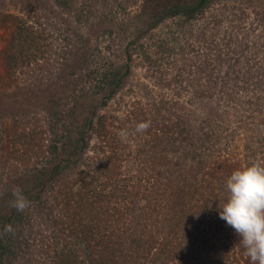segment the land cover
Masks as SVG:
<instances>
[{
  "label": "trees",
  "instance_id": "16d2710c",
  "mask_svg": "<svg viewBox=\"0 0 264 264\" xmlns=\"http://www.w3.org/2000/svg\"><path fill=\"white\" fill-rule=\"evenodd\" d=\"M17 1L28 17L41 15L42 10L45 14V3L49 1L61 14L67 13L62 19L67 46L53 50L42 24L37 29L24 18H16L19 20L16 34L24 33L11 43L5 60L9 69L15 75L17 70L35 75V70L25 71L27 67L31 69L32 63L40 61L50 70L52 61L61 66L55 69L58 71L50 81V87L54 86L51 92L45 91L43 84L32 76L30 87L14 94L21 95L20 98L2 103L0 100V264H169L168 253L175 259L181 258L178 264H191L192 257L199 264L203 261L201 256H208L213 264L214 261L215 264H250L233 228L225 229V238L218 233L213 235L216 230L212 224L213 206L217 204L212 198L216 193L214 182L222 179L219 171L224 164L216 159L208 161L193 142V152H187L186 156L199 163L189 166V171L183 169L186 173L182 182L179 177L174 200L165 202L166 198L159 192L158 178H151L157 194L155 204L144 194L151 208L148 210L142 205V191L132 182L136 176L133 180L117 178L122 176L118 162L128 158L133 166L135 159H129L132 155L119 129L115 125L110 127L111 118L101 113L119 93L127 90L136 55L153 63L154 57L144 42L149 38L150 45L156 46L153 43L156 34L152 31L181 10L187 17H193L214 1L198 0L195 6L194 0ZM4 5V0H0V20L8 23L2 14ZM47 13L54 14L53 8ZM147 15L151 19L144 23L142 17ZM72 17L74 27L68 20ZM137 20L148 27L139 28ZM241 26L233 28L234 36ZM166 47L162 48L161 56L168 54ZM51 54L58 60H53ZM229 59L236 61L235 56ZM221 63L218 60L214 66ZM237 69V64L233 65L228 75H235ZM203 71L208 73V79L215 77L213 66ZM4 79L13 80L12 76ZM227 84L214 83L222 93ZM211 123L207 121L208 125ZM222 124L200 132L197 139L202 142L200 148L222 138L220 130L225 128ZM150 129L145 131V136H149L147 147L156 158L143 162L138 172L146 175L147 169L161 163L159 152L167 149L160 146L176 140L174 134L188 132L192 141L195 139L194 130L180 126L177 133L172 127H164L161 133ZM94 138L98 142L93 145ZM149 152L139 151L136 158ZM9 159L22 164L24 169L17 175L7 173ZM196 171L198 176H194ZM200 171L206 173L202 181ZM132 172L130 167L128 173ZM17 187L30 201L23 212L11 206L12 190ZM169 203L173 206L167 207ZM136 212L141 220L146 218L145 227L150 228L144 230L147 235L143 240L139 238L140 242L134 245V220L129 224L127 216ZM162 214L172 218L170 227L163 228L166 235L160 234V226L155 230L158 221L148 218H159ZM5 225H11L13 231L6 232ZM51 229L56 231L54 238L46 240L43 232ZM211 260L207 261L211 264Z\"/></svg>",
  "mask_w": 264,
  "mask_h": 264
},
{
  "label": "rangeland",
  "instance_id": "374dc122",
  "mask_svg": "<svg viewBox=\"0 0 264 264\" xmlns=\"http://www.w3.org/2000/svg\"><path fill=\"white\" fill-rule=\"evenodd\" d=\"M211 1L214 2L196 16L187 17L184 14L185 11L181 10L175 15L176 17L166 19L155 31H152L156 34L153 42H156V46L150 45V39L145 38L144 42L148 43V50L154 57L153 63L143 61L144 58L141 55H136L133 62L134 74L127 85V90L119 93L115 100L111 101L109 107L101 113L111 118L109 125L110 127L115 125L119 129V134L121 131L128 133L124 139L132 155L129 159L135 160L132 166V161L127 160L128 158L121 159L117 165L122 167L120 170L122 176L117 178L133 180L136 176L132 182L142 191V205L148 207V210L151 208L146 202V196L149 202L155 204L154 196L157 194L151 178H158V185L161 189L159 192L162 198H166L165 202L170 199L174 200L179 177L181 176L182 182L186 173L183 169L187 170L189 166L199 163L186 156L187 152H193V142L196 144V150L201 151L200 153L206 156L208 161L216 159L224 164L219 171L222 179L214 182L216 193L214 192L212 198H215L217 204L213 206L212 224L216 229L213 235L218 233L225 238L227 236L225 229L229 226L220 219L219 207H222L227 198L225 190L227 178L234 170L252 163L264 165V0ZM197 2L198 0H194L192 5L195 6ZM4 4L5 13L2 14L5 15L8 23L0 20L1 103L8 99L20 98L21 95L14 94H19V90L30 87L32 76L38 83L43 84L45 91L51 92L54 86L50 87V81L61 65L52 61L51 67L53 64V68L50 70L38 61L32 63L31 69L27 67L25 70L27 73L35 70V75L31 72L27 75L18 70L15 75L5 63L6 55L14 38L24 33L16 34V27L19 24L16 18L20 17L37 29H40L38 25L42 24L46 28L45 33L50 36L48 43L52 45L53 50L55 48L58 51L63 50L67 42L64 40L66 29L62 19L68 14L65 13V16L61 14L60 9L52 5L50 1L48 4L45 3L47 12L53 8L54 14L47 12L44 14L45 11L42 10L39 13L41 15H34V18L23 13L22 5L17 0H4ZM118 17L122 18L121 15ZM149 17L150 15L142 17L144 23L149 22ZM72 18L68 20L74 27L76 24L74 17ZM239 24L242 26L234 36L233 28ZM136 26L142 29L148 27L139 20L136 21ZM163 41L166 44H162ZM165 46L169 52L161 56L162 48L164 49ZM51 55L53 60H58L54 54ZM234 56L236 61H231L229 57ZM218 60L222 63L217 68L214 64ZM236 64L239 69L235 70V75H228L232 73H230V68ZM208 66H213L216 70L215 77L212 75L211 79L207 78L208 73H203ZM56 68L58 69L55 70ZM11 76L12 81H5L4 77L10 78ZM214 83L224 84V86L227 84L225 92L222 93L220 86H215ZM198 90H204V93ZM210 113L214 117H211ZM144 121H150L149 128L157 133H161L164 127H172L176 133L179 126L181 129L194 130L195 139L192 141L193 138L187 135L188 132L184 135L174 134L176 140L160 146L162 149H167L159 152V156H162L159 158L161 163L156 162L151 170L147 169V175L140 174L138 171H141L143 162L156 158L150 154V149L147 147L149 136L146 137L145 132L135 131L136 125ZM207 121H211L213 126L220 124L222 126L224 123L225 131L221 129L222 138L215 139L213 143L206 144L202 149L200 148L202 142L197 139L201 131L210 130L211 125H208ZM48 138L49 135L46 136V140ZM97 142V138H94L92 144ZM143 150L149 152L150 155L142 153L136 158L137 152ZM6 162L9 174L17 175L24 169L22 164L13 160L9 159ZM128 167L133 170L131 174L128 173ZM181 169L183 171H180ZM197 172L194 176H198ZM205 176L206 173L200 171L199 180L202 181ZM172 206L170 203L167 205V207ZM164 215L162 214L159 218L148 217L154 222L158 221L156 229L154 227L153 229L158 230L160 226L159 230L162 235H166L165 232L163 233V228L170 227V220H172L170 215ZM137 216L139 212L127 216L129 224L132 219L134 220L132 225L136 229L133 232L134 238L132 237L134 245L140 242L139 238L143 240L142 237L147 235L144 230L150 228L145 227L148 224L146 218L141 220ZM54 232L56 231L53 229L43 232L45 239L54 238ZM71 241L75 239L72 238ZM167 249L169 248H165ZM168 254L169 264L181 262V258L175 259ZM178 257L181 256L178 255ZM201 258L203 261L199 264H210L208 261L211 259L208 256H201ZM190 260L191 264H197L193 257ZM211 264H213L212 260Z\"/></svg>",
  "mask_w": 264,
  "mask_h": 264
},
{
  "label": "clouds",
  "instance_id": "9594fccd",
  "mask_svg": "<svg viewBox=\"0 0 264 264\" xmlns=\"http://www.w3.org/2000/svg\"><path fill=\"white\" fill-rule=\"evenodd\" d=\"M150 121L140 122L135 131L143 133ZM128 133L121 131L126 138ZM227 198L219 207V217L240 237L250 264H264V165L252 163L234 170L225 182ZM11 206L19 212L29 207L30 201L19 187L12 190ZM12 232L11 225H5Z\"/></svg>",
  "mask_w": 264,
  "mask_h": 264
}]
</instances>
